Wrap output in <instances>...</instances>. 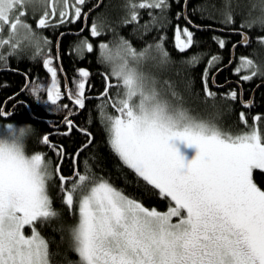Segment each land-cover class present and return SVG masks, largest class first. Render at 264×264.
I'll use <instances>...</instances> for the list:
<instances>
[{"label": "snow or ice", "instance_id": "6c2138e0", "mask_svg": "<svg viewBox=\"0 0 264 264\" xmlns=\"http://www.w3.org/2000/svg\"><path fill=\"white\" fill-rule=\"evenodd\" d=\"M32 2L0 0V29L10 27L9 37H0V49L10 46L9 55L18 56L20 38L35 48L36 55L42 57L46 76L31 94L45 92L44 103L51 106L49 111L67 110L62 121H52L51 126L57 130L55 134L68 136L75 128L87 137V142L75 154H66L63 145L53 144L49 134L43 135L42 143L54 151L60 161L53 172L51 161L45 160L46 154L25 153L24 139L32 131L30 125L0 127V264H50L49 242L37 225L49 223L60 215L48 194V183L54 176L59 178L62 204L78 216L77 223L70 229L73 251L79 257L77 264H264V189L254 182V170L264 171V135L255 125L248 124V113H239L238 127L243 126L240 131H225L215 121L192 116L183 106L174 82L165 80L161 84L142 73L139 65L148 59L158 60L161 66L173 63L165 47V33L140 51L123 38L115 45V54L109 43H99V59L112 65L111 72L103 74L106 82L103 91L96 97L87 96L86 85L91 88L90 73L80 68L73 77L74 88L68 87L65 77L66 92H62L58 71L64 70L62 66L59 69L54 66V62L61 60L62 38L73 33L60 32L53 52V41L41 31L59 30L82 22L84 26L75 35L86 28L91 38L102 33L95 22L90 28L87 26L92 9L87 12L83 9L88 0H45V11L38 19L33 17L35 29L22 19L26 12L20 10ZM172 3L180 9L176 12L177 21H186L183 26L177 23L173 29V46L183 54L196 45L195 33L189 25L201 28L186 12L191 0H139L138 3L129 0L130 19L125 23L138 21L136 9H155L159 10L160 17L149 13L150 23L166 28L167 24L159 21L167 18ZM220 3L224 17L221 22L235 24L231 0H220ZM208 4L213 8L217 6L215 0H206L205 4L192 8V15L200 13L201 19H214L211 14L204 15ZM16 11L18 15L14 17ZM257 25L264 31V14L243 21L240 28L234 30L241 36L237 44L248 46L250 37L243 29ZM213 39L220 49L226 47L225 40ZM257 40L264 44V36ZM81 44L87 53L94 51L88 39ZM237 44L232 45L233 51ZM203 58L200 53H194L181 63L194 68ZM0 59H5L3 53ZM222 59L218 54L212 55L201 74L206 100L217 97L214 88L226 86L218 85L216 75L211 74L213 68L217 74L223 70L217 67ZM235 62L233 55L228 66ZM233 72L239 77L237 84L240 85L256 77L264 78V63L241 56ZM191 84L188 78L187 86L190 88ZM112 88L123 91H117L113 98ZM219 96L233 102L239 98L244 109L253 106L252 100H243L242 88L230 89ZM65 99L72 107L62 102ZM88 99L98 100L97 117H103L110 150L134 173L137 184L143 182L153 194L168 200L166 211L150 209L108 179L97 177L89 158L83 162L85 171L79 170L80 153L93 143V138L87 128H80L70 117L84 110ZM109 103L117 115L105 111ZM13 114L14 110L9 113L5 107H0V119ZM253 119L259 122L262 118L257 115ZM61 123L66 126L63 132L59 131ZM66 155H70L73 164L69 177L61 174ZM90 159L95 162L96 157ZM173 218H177L176 222ZM26 228L31 230L30 235L25 234Z\"/></svg>", "mask_w": 264, "mask_h": 264}, {"label": "trees", "instance_id": "16d2710c", "mask_svg": "<svg viewBox=\"0 0 264 264\" xmlns=\"http://www.w3.org/2000/svg\"><path fill=\"white\" fill-rule=\"evenodd\" d=\"M134 1V0H133ZM244 2V6L242 5ZM264 8L263 0H261ZM98 0H91L89 4L84 7V11L88 10L92 5H97ZM206 0H191L186 9L189 18L194 24H198L201 28L198 30L192 28L195 33L196 45L183 54H180L171 45L170 38L174 25L176 23V12L180 9L176 3H172L171 9L166 13V19L161 18V24H167L166 28L154 27L150 23V15L145 19H140L138 23H125V20L130 19L129 0H101L97 9L89 14L87 26L90 28L93 22L98 26L101 35L97 38H91L88 28L80 35H74V32L79 31L82 27L81 22L68 25L67 28L61 27L59 30L49 28L42 30L41 34L53 41V48L56 38L60 32L69 30L70 33L62 38L60 45L61 60L55 62L59 67L62 66L63 72L59 74V79L62 84V92H64V78L67 77L69 88H74L73 77L78 73L80 68H84L90 73L89 82L92 90L86 92L87 96L96 97L105 87L104 73H110L105 61L99 59V49L97 45L101 42H107L111 46L119 44L120 39L127 40L133 48L142 50L146 45L153 43L154 38L165 33L167 40L165 42L166 49L171 54L173 63L166 66H161L159 62L154 65L153 71L158 74V80L161 82L170 80L177 86L183 99V106L187 108L192 116L215 121L225 131L237 132L243 126H239V113L246 111L248 113L247 119L249 125H255L262 135H264V78L256 77L250 82H241L237 84L239 77L234 75L233 69L236 63L239 62L241 56H248L254 59L256 63H264V44L258 42L257 38L264 36V31L257 25L251 29L244 28L243 31L250 37L248 46L237 44L241 40V36L234 30L239 29L243 21L252 20L264 14V9H253L249 6L248 0H231V11L234 14L235 24H224L223 15L221 14L220 0H215L216 8L207 5V11L204 15L211 14L214 19H201L200 13L192 15V8L196 4H205ZM151 13L160 17L159 10L152 9ZM144 17V16H143ZM168 20L171 23L168 24ZM180 25H185V20L178 21ZM174 24V25H173ZM148 29L147 30L146 26ZM211 27H208V26ZM151 33V34H150ZM213 37L223 39L226 41V47L220 49L218 43ZM91 39L94 46L92 53H87L83 48L81 41ZM106 40V41H105ZM237 44L233 51L232 45ZM72 49L70 52L69 49ZM0 53H4L5 59H0V69H7V71L0 72V107H5L9 113L13 115L7 119L13 122H26L31 126L30 136L27 139V151L30 153H44L45 160L51 161L50 170L54 172L55 167L60 163L55 152L42 143V137L49 134L50 142L56 145H63L66 154H75L76 150L87 142V137L75 128L68 136L57 135L56 129L51 126L52 121L60 122L63 116L67 114V110L61 114L49 111L39 101H35L32 94L28 92V87L32 81L38 82L44 79L46 72L40 65L39 58L33 59L31 53L25 56L7 57L5 52L0 49ZM194 53H200L204 58L197 67H189L187 64H182L181 61L191 57ZM207 55H204V54ZM218 54L223 59L217 65L222 68L218 74L216 68L211 70V74L216 75V83L218 85H226L225 87L214 88L217 91V97L213 99H205L201 74L205 68L207 60L212 55ZM236 57V62L231 66L229 60L232 56ZM58 67V69H59ZM31 78V79H30ZM39 78V79H37ZM192 81L191 87L187 86V79ZM211 80V75L209 77ZM113 81V80H112ZM116 82V81H115ZM34 83V82H33ZM27 86V88H26ZM242 88L243 100L248 101L252 98L253 106L245 110L242 107L240 99L237 101H225L219 93H227L230 89ZM86 85V90H87ZM123 89H110V94L115 98L117 91L122 92ZM253 92V96H250ZM64 103H71L67 99ZM97 99H88L86 101V108L78 112V114L70 117L74 120L80 128H87L93 138V143L80 153L78 158L79 170L83 173L86 166L84 160L89 158V164L92 166V171L97 177H104L108 179L115 187L122 189L126 195L140 200L146 207L153 208L163 212L167 210L169 202L167 199L161 198L159 195L153 194V190L146 188L141 182L137 184L134 173L123 166L119 158L110 150L107 142L105 125L103 117H97ZM105 111L110 115L117 113L111 107V104L105 105ZM252 115L261 116V121L257 122L251 118ZM66 130V126L60 124L59 131ZM95 156L96 160L93 162L90 157ZM73 173V164L70 155H66L61 164V174L65 177L71 176ZM254 182L264 189V171L254 170ZM48 194L52 200L53 207L60 215L45 224H38L37 227L40 233L49 242L50 264H77L79 257L73 251V239L71 235V227L74 226V215L70 213L66 206L62 204V194L60 192V182L58 176H54L53 180L48 183ZM30 229H25V234L30 235Z\"/></svg>", "mask_w": 264, "mask_h": 264}, {"label": "rangeland", "instance_id": "374dc122", "mask_svg": "<svg viewBox=\"0 0 264 264\" xmlns=\"http://www.w3.org/2000/svg\"><path fill=\"white\" fill-rule=\"evenodd\" d=\"M134 1H138L139 0H134ZM263 3H264V0H263ZM248 4L251 8L253 9H256L257 7L261 9V11H263V4L261 2V0H248ZM242 5L244 6V2L242 1ZM45 0H33V2L31 4H29L26 8L24 9H20V10H23L26 12V15L24 17H22L23 20H25L27 23H29V25L35 29V21L33 19V17H35L36 19L39 18V16L45 11ZM18 15V11L14 12L13 13V16H17ZM10 35V27L9 26H4L2 29H0V37L2 38H8ZM21 39V46H20V49H19V55L18 56H25L26 54L28 53H31V55L33 54L32 58L33 59H36V57H38V55H36V50L35 48L31 47V46H28L27 45V42L24 41L22 38ZM106 41V40H105ZM107 43V42H105ZM111 48H113L114 50V54H115V46H111L109 45ZM3 52H5V56L9 57H18L17 55H9L10 53V46H5L3 49ZM137 50V49H136ZM137 51H140V50H137ZM4 54V53H3ZM153 55H155V53L153 52ZM158 60L156 59H148L144 62H142L140 65H139V70L144 73L145 75L149 76V77H154L158 80V74H156L155 71H153V67L154 65L157 63ZM109 71L111 72L112 70V65L105 62ZM43 81L41 82H35V83H32L29 85L28 87V92L31 94L32 93V89L35 88V87H38V85L40 83H42ZM50 82V80H49ZM123 91V90H122ZM43 91H40V92H37L36 96L39 97V101L42 105H44L46 108H49L51 106L47 105L46 103H44V100L46 99V97H41V93ZM137 102H138V98H137ZM55 113H58V114H61V112H56V111H53ZM118 114V113H117ZM116 114V115H117ZM195 117V116H194ZM198 118V117H197ZM198 119H202V118H198ZM203 120H206L208 121L207 119H203ZM7 124H12L14 127H24V126H29L26 122H13V121H9V120H0V127H3L4 125H7ZM256 130L258 132H260L257 127H256ZM30 136V132L29 134L25 137L24 139V148H25V153L28 154V155H31V154H37V153H30L27 151V148H26V145H27V139L28 137ZM79 199V193L77 194V200ZM77 219H78V216L77 215H74V225L77 223ZM176 219L177 218H173V222H176Z\"/></svg>", "mask_w": 264, "mask_h": 264}, {"label": "flooded vegetation", "instance_id": "af4514ba", "mask_svg": "<svg viewBox=\"0 0 264 264\" xmlns=\"http://www.w3.org/2000/svg\"><path fill=\"white\" fill-rule=\"evenodd\" d=\"M91 0H88V3L87 4H89V2H90ZM134 3H138V1H133ZM94 6H96V5H92L89 9H92ZM88 9V10H89ZM88 10H86L85 12H87ZM151 10L152 9H136V11L138 12V14H139V19H138V21L137 22H135V23H138L139 21H140V19L142 18V19H145V18H147V16H149V13H151ZM95 11V10H94ZM93 11V12H94ZM156 11V10H155ZM90 14V13H89ZM144 16V17H143ZM176 23H178V21H177V19H176ZM185 23H186V21H185ZM174 25V24H173ZM176 25V24H175ZM175 25L173 26V27H175ZM80 26H84V24L81 22V25ZM189 27L191 28V26L189 25ZM191 30H192V28H191ZM64 31H66V30H64ZM67 32H70L69 30H67ZM78 32V31H77ZM72 33V32H71ZM76 33V32H75ZM82 34V33H81ZM80 34V35H81ZM151 34V33H150ZM60 35V34H59ZM75 35V34H74ZM80 35H77V36H80ZM169 41H171V45H172V47L174 48V46H173V32H172V34H171V36H170V38L168 39ZM88 41L90 42L91 41V39H88ZM175 49V48H174ZM55 51V47H54V50H53V52ZM37 58H39V61H40V65H41V67H42V63H41V60H42V57H40V56H38ZM54 66H56V67H59L55 62H54ZM43 71H45L46 72V70L43 68ZM59 74H60V72L58 71V79H59ZM49 80H50V78H49ZM41 81H44V79H40L38 82H41ZM35 83V81H32L30 84H32V83ZM113 83H115V80H113L112 81ZM69 87V86H68ZM88 88V87H87ZM93 89V87H91L90 88V90H92ZM239 89H240V87H239ZM64 92H66V90L64 89ZM86 92H89V88L86 90ZM33 97H34V99H35V101H39L38 99H37V96L36 95H32ZM41 97H46V93L45 92H42L41 93V95H40ZM250 96H253V92L251 93V95ZM40 102V101H39ZM245 110H248V109H245ZM255 116H257V115H252V119L255 117ZM254 120V119H253ZM255 122V121H254Z\"/></svg>", "mask_w": 264, "mask_h": 264}, {"label": "water", "instance_id": "95a60500", "mask_svg": "<svg viewBox=\"0 0 264 264\" xmlns=\"http://www.w3.org/2000/svg\"><path fill=\"white\" fill-rule=\"evenodd\" d=\"M100 2H101V0H98L97 5H96L95 7L92 8V11H91V12H93L95 9H97V7L99 6ZM91 12H90V13H91ZM74 33H75V32H74ZM222 68H223V67H222ZM1 71H7V69H0V72H1ZM215 74H216V73H215ZM249 100H252V98H250ZM249 100H248V101H249ZM245 102H247V101H245ZM242 107H243V106H242Z\"/></svg>", "mask_w": 264, "mask_h": 264}, {"label": "bare ground", "instance_id": "6f19581e", "mask_svg": "<svg viewBox=\"0 0 264 264\" xmlns=\"http://www.w3.org/2000/svg\"><path fill=\"white\" fill-rule=\"evenodd\" d=\"M8 117H6V118H3V119H7Z\"/></svg>", "mask_w": 264, "mask_h": 264}]
</instances>
